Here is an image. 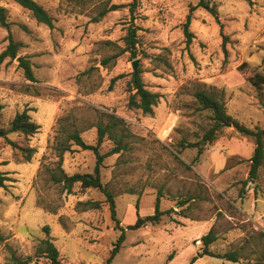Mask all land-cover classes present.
Segmentation results:
<instances>
[{"label": "rangeland", "instance_id": "1", "mask_svg": "<svg viewBox=\"0 0 264 264\" xmlns=\"http://www.w3.org/2000/svg\"><path fill=\"white\" fill-rule=\"evenodd\" d=\"M35 1L54 18L53 29L13 0L0 1L10 23L9 29L0 26V54L10 36L21 42L18 56L30 59L37 78L28 82L18 59L0 62L2 120L8 124L29 108L39 125L29 142L36 149L30 162H16L0 138V171L12 180L0 188V264H13V256L51 264L36 256L47 238L59 250L60 264L107 263L122 231L106 195L79 183L69 192L53 174H94L95 154L68 135L78 131L96 145L97 125L110 113L129 130L128 150L107 157L100 172L125 235L113 264H190L193 257L194 264H264V163L252 178L254 140L232 126L223 125L216 141L205 145L213 123L192 95L198 84L224 91L234 120L264 128V0H207L216 16L199 7L200 0L137 1L135 60L147 88L160 94L152 116L130 105L131 54H122L110 69L100 64L118 51L103 42L124 47L131 0H103L124 7L98 22L92 18L104 7L101 0ZM190 14L194 37L188 44L184 23ZM9 137L23 142L16 134ZM197 142L205 145L200 154L186 146ZM62 144L70 150L60 158ZM112 146L105 141L101 153ZM158 197L161 211L169 213L158 224L128 228L137 220V204L141 216L153 215ZM90 201L100 208L80 204ZM212 228L217 239L209 250L235 251L238 262L204 254L201 238Z\"/></svg>", "mask_w": 264, "mask_h": 264}, {"label": "trees", "instance_id": "2", "mask_svg": "<svg viewBox=\"0 0 264 264\" xmlns=\"http://www.w3.org/2000/svg\"><path fill=\"white\" fill-rule=\"evenodd\" d=\"M1 1V0H0ZM15 3L28 10L33 18L41 24L48 26L50 29L54 28V18L51 14L37 1L35 0H13ZM82 1V0H81ZM104 7L99 11L98 15L93 17L94 22H98L103 18L107 13L119 10L124 7L120 4H111L105 3L103 1ZM138 0H131L128 7L131 12V24L127 28V33L123 38L124 47L113 43L112 41H105L102 44L105 46L118 49L117 52L103 56L100 60V64L105 69L112 68L117 58L122 54L129 52L133 60L137 59V45H138V28L134 24L133 13L137 8ZM199 7H202L213 16L217 15L216 9L210 5L207 0H200ZM194 9H192L193 11ZM8 10L0 6V26L3 28H10V23L7 20ZM191 25V14L187 16V20L184 23V33L187 37V43L190 44L194 37V34L189 31ZM23 47L21 42L15 41L10 36V42L7 48L0 54V62H3L7 59L10 60H19L18 67L22 70L24 78L31 83H36L37 78L35 77L33 64L27 57H19L18 52ZM114 49V50H115ZM224 50H226L224 48ZM245 65V64H244ZM120 76L114 77L111 80V86L118 80ZM254 85H259L258 82L252 80ZM129 91H130V105L136 109L142 111L144 115L152 116L154 114V107L157 106L160 94L157 92L151 91L147 88L143 77L142 72L138 70V73L135 75L133 73L132 78L129 82ZM193 98L197 104V110L199 111H208L209 118L211 119L213 125L211 128L204 134L203 141L206 144H211L217 139V133L222 129L225 122H230L232 127L240 133L242 136L252 138L255 143V148L253 155L250 159L251 161V176L256 178L259 168L264 163V128L250 129L245 125H242L238 121L234 120L228 113L225 103V93L224 91H219L213 86H206L198 84L193 91ZM2 109L3 106L0 105V138L4 139L5 142L12 148L14 151V160L18 163L20 162H30L36 153V149L32 147L29 142L33 135L38 132L39 125L32 119L30 115L31 109L25 108L22 112L16 113L14 118L8 123L4 124L2 120ZM107 122H100L97 125V143L96 145L87 144L81 137L78 131H74L68 135V138L73 141L74 145L79 146L83 150H90L96 156V166L94 174H81L76 173L73 175H68L62 169L59 173L53 174V180L56 183H63L65 188L70 192L72 187L79 183L81 184L82 189L95 188L104 193L107 197V200L110 204V211L112 219L116 222L117 227L122 231L121 236L119 237L115 247L111 251V255L107 260L106 264H113L112 261L114 257L118 254L121 244L125 239L124 229L120 227L119 220L117 219L116 203L114 195L109 191L106 185L101 181V167L104 160L114 154L121 153L128 150L129 148V130L125 127V121L116 116L114 113L106 115ZM16 134L18 137L22 138V143L11 139L9 136ZM111 141L113 146L110 151L106 153H101L100 147L105 141ZM188 147L198 148L199 154L202 153L203 147L205 145L201 142L197 143H186ZM183 145V144H182ZM70 147L68 145L62 144L59 150V157L62 158L63 154L66 151H69ZM3 164H8L7 162ZM1 165V164H0ZM12 181L5 172L0 171V188H5L6 182ZM84 208L97 209L100 208L99 202H86L80 203ZM185 202L181 206H184ZM139 206L137 204V220L135 224L128 226L130 229H137L140 227H145L148 225L158 224L162 217L169 213V211H161L160 209V198H157L155 205V212L153 215L141 216L138 212ZM45 230L49 231V226L45 227ZM217 239L214 229L212 228L208 234L202 236L201 240L204 245V254L211 257L225 259L230 262H238L239 255L235 251L227 252L225 254L214 253L209 250V246L215 242ZM5 241V236L0 231V244ZM36 256L46 258L50 261L51 264H60V252L50 238L44 239L40 242L36 250ZM32 256H28L23 259L17 256H13V264H31ZM197 260L196 257H193L190 264H194Z\"/></svg>", "mask_w": 264, "mask_h": 264}, {"label": "water", "instance_id": "3", "mask_svg": "<svg viewBox=\"0 0 264 264\" xmlns=\"http://www.w3.org/2000/svg\"><path fill=\"white\" fill-rule=\"evenodd\" d=\"M133 68H134V74L136 75L138 73V65H139V60H135L133 63ZM224 125L227 126H232V124L230 122H225Z\"/></svg>", "mask_w": 264, "mask_h": 264}]
</instances>
